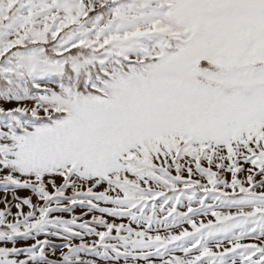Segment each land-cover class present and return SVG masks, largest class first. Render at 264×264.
I'll return each mask as SVG.
<instances>
[{
	"label": "snow or ice",
	"instance_id": "snow-or-ice-1",
	"mask_svg": "<svg viewBox=\"0 0 264 264\" xmlns=\"http://www.w3.org/2000/svg\"><path fill=\"white\" fill-rule=\"evenodd\" d=\"M0 205V264H264V0H0Z\"/></svg>",
	"mask_w": 264,
	"mask_h": 264
},
{
	"label": "rangeland",
	"instance_id": "rangeland-1",
	"mask_svg": "<svg viewBox=\"0 0 264 264\" xmlns=\"http://www.w3.org/2000/svg\"><path fill=\"white\" fill-rule=\"evenodd\" d=\"M0 207H2V205H0ZM13 211H15V209H13Z\"/></svg>",
	"mask_w": 264,
	"mask_h": 264
}]
</instances>
